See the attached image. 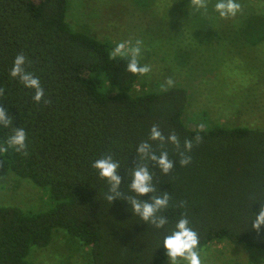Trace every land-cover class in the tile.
<instances>
[{
  "label": "trees",
  "instance_id": "16d2710c",
  "mask_svg": "<svg viewBox=\"0 0 264 264\" xmlns=\"http://www.w3.org/2000/svg\"><path fill=\"white\" fill-rule=\"evenodd\" d=\"M172 3L181 5L163 9L162 20L187 22L199 39L211 36L208 24L197 27L203 22H227L247 47L264 39V22L253 6L241 4L236 16L220 18L215 0L204 14L195 13L192 0ZM68 7L69 0H0V106L12 116V127L27 131L24 151L0 153V179L14 173L47 196V206L38 211L0 205V264H32V249L48 246L59 228L89 248L91 264H164L159 245L182 214L199 234L201 250L219 240L264 252V226L257 231L250 225L253 212L264 205V127L190 126L184 120L189 90L180 84L135 95L141 75L126 71V60L111 59L109 43L73 28ZM178 29L173 25L175 33ZM219 33L203 41L221 42ZM18 54L44 88L39 103L33 89L9 75ZM153 125L164 137L175 134L179 147L151 140ZM10 131L0 129V143ZM185 140L193 142L186 153L191 162L181 165ZM144 141L157 153H169L175 161L170 172L141 157L136 148ZM104 155L119 162L120 194L111 202L104 195L107 181L92 167ZM144 165L156 192L138 196L130 187L132 171ZM164 192L171 201L161 214L169 223L156 229L135 213L131 198Z\"/></svg>",
  "mask_w": 264,
  "mask_h": 264
},
{
  "label": "rangeland",
  "instance_id": "374dc122",
  "mask_svg": "<svg viewBox=\"0 0 264 264\" xmlns=\"http://www.w3.org/2000/svg\"><path fill=\"white\" fill-rule=\"evenodd\" d=\"M172 1L69 0L68 20L73 28L109 43L112 49L122 41H142V62L150 66V71L139 77L133 93L176 84L186 86L189 102L184 120L190 126L223 123L264 127V39L247 47L228 31L227 22L219 26L203 22L197 26L200 29L208 24L211 36L220 32L217 38L222 34L221 42L206 43L210 45L205 42L211 36L204 42L187 22H175L179 26L175 33L170 17L166 21L161 18L163 9L165 12L171 4L181 5ZM241 4L253 6L264 22V0ZM3 204L38 211L47 206V196L29 179L9 173L0 179V205ZM202 256L203 264H264L263 251L228 241L211 242L202 249ZM29 259L32 264H91L89 248L60 228L48 246L34 247ZM164 264H170L168 259Z\"/></svg>",
  "mask_w": 264,
  "mask_h": 264
},
{
  "label": "clouds",
  "instance_id": "9594fccd",
  "mask_svg": "<svg viewBox=\"0 0 264 264\" xmlns=\"http://www.w3.org/2000/svg\"><path fill=\"white\" fill-rule=\"evenodd\" d=\"M209 7V0H192V8L197 14H204ZM213 10L220 18L234 17L241 11V4L238 0H215ZM142 41L136 40L133 44L131 41H122L115 44V47L109 53L111 59H124L127 61L126 71L135 75H144L150 71V66L142 63ZM26 57L18 54L14 60L9 75L12 78H18L25 88L33 89L32 99L39 103L44 98V88L41 86L39 77L25 70ZM169 85L172 81H168ZM13 119L8 111L0 106V129H10L7 139L0 143V153H6L9 149L16 152L24 151L27 147V131L23 127H12ZM150 139L159 140L163 144L165 140L179 147L180 141L175 134L164 137L157 126L153 125L150 129ZM196 142L200 140L199 136L195 137ZM193 142L184 141L185 152L181 153V165H188L191 157L186 153L191 151ZM136 151L141 154L142 158L155 161L157 166L164 173L170 172L175 166V161L169 157L166 150L157 153L149 141L140 143ZM92 167L97 170L100 178L107 181V189L104 193L105 199L111 202L119 193L121 177L117 169L119 162L115 161L111 155H104L92 162ZM133 192L138 196H144L148 193H155L156 189L152 183V173L144 165L135 168L132 171V182L130 185ZM171 198L167 192L153 195L147 200L131 198L133 210L139 217L149 222L156 229H164L168 225V218L162 215V211L170 205ZM251 228L260 231L264 226V205L259 211L253 212L250 218ZM163 246L165 255L170 264H203V256L200 244V238L197 231L191 226V221L186 215H181L174 224V227L163 234L162 242L159 247Z\"/></svg>",
  "mask_w": 264,
  "mask_h": 264
}]
</instances>
